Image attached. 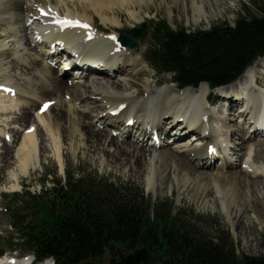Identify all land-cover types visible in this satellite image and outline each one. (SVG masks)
Masks as SVG:
<instances>
[{
	"label": "bare ground",
	"instance_id": "1",
	"mask_svg": "<svg viewBox=\"0 0 264 264\" xmlns=\"http://www.w3.org/2000/svg\"><path fill=\"white\" fill-rule=\"evenodd\" d=\"M34 1L36 6L28 7L25 0H13L8 6L18 12L17 16L0 13V26L3 22L18 20L15 22L17 26L13 23L4 29L0 27V113L13 111V106H21L24 102L30 103V108L22 105V113L17 115L22 122H31L30 126H25L34 132L24 135L15 155L18 173L14 176V187L18 186L20 177L29 178L39 168L35 163L39 165L40 158L36 156L38 145L39 150L41 146L37 141V130L34 131L39 123L42 127L40 132L43 128L49 133L55 131L71 150L88 152L102 168H112L117 173L122 171L125 175L147 180L148 191L162 193L168 184H175L171 188L189 196L193 202L211 208L222 204L223 213L233 226L243 223L240 205L245 199L243 204H251L256 219L264 223V211L257 197L264 187V173L256 172L247 164L244 169L230 170L227 175V169H234L230 153L228 156L224 152L218 154L217 161H214V152L227 145L228 138L234 142L235 146L230 145V150L235 152L236 147L246 149L247 140L262 131V127H258L254 121L262 118L264 124V57L244 73L236 89L221 91L220 95L226 99H205L207 84L178 90L170 77L150 78L149 72L141 66L142 62L145 63L141 50L121 45L117 30L127 21L121 10L128 7L147 12L139 8V0H87L80 7L73 5L72 10H68V16L62 18L56 16L49 0L45 5L43 0ZM180 1L189 7V15L195 26L203 22L212 7V15L219 12L220 3L217 0H171L173 12L174 5ZM33 8L39 14L33 12ZM92 10L101 16L103 26L90 15ZM36 21L42 22L43 26L40 27ZM29 29L32 31L30 37L27 33ZM25 39L29 50L32 48L35 52H26ZM53 44L55 47L51 49ZM66 55L70 57L54 72L50 61ZM72 59L74 65L81 69L74 72L67 69L73 65ZM13 61L17 63L16 66H23L24 71H32L30 74L34 79L25 76L24 71L18 72L19 68L14 69L15 64L11 66ZM91 69L94 74L90 75L93 79L89 80ZM62 70H65L63 75L60 74ZM117 73H120V78ZM253 74L259 79L263 88L261 92L248 90L251 86L249 77ZM143 77L152 81L148 83L153 88L139 86L138 81ZM47 78H51L48 84ZM132 83L139 89L130 92L134 86ZM238 89L243 90L242 95L237 92ZM49 96L51 99L47 98ZM227 98L233 99H229L228 103ZM240 99L243 104L245 100L248 101L244 106H239ZM219 100L223 102L229 118L218 115L215 110H207L208 105H205L208 101L217 103ZM38 103L41 104L40 113L36 114V120H32V109ZM44 105H48L47 110H43ZM251 109L250 120L245 122ZM90 112L99 113V118L96 114L89 120ZM98 124L101 126L98 127ZM191 131H195V134L179 141ZM222 131L226 137L220 140ZM131 135L133 140L120 141ZM172 141H176L172 148L164 147ZM260 143L263 144L264 140H257L254 144ZM57 150L60 148L57 147ZM13 154L12 146L4 142L0 159L5 167L10 166ZM193 159L197 160L196 164ZM260 160L264 161V156ZM211 168L215 171H210ZM245 191L251 197L247 198L246 193L245 198L242 197ZM237 219L238 224L235 222ZM247 244L250 246L251 242Z\"/></svg>",
	"mask_w": 264,
	"mask_h": 264
},
{
	"label": "trees",
	"instance_id": "2",
	"mask_svg": "<svg viewBox=\"0 0 264 264\" xmlns=\"http://www.w3.org/2000/svg\"><path fill=\"white\" fill-rule=\"evenodd\" d=\"M253 9L261 18L244 8L245 17L208 29L152 21L145 61L157 75H171L181 89L205 83L215 93L264 56V0ZM80 174H67L63 184L47 173L44 184L51 182L52 188L12 194L13 201L3 208L12 232L4 236L0 258L18 252L33 256L36 264L49 259L89 264L124 246L127 252L149 249L159 255L157 264H264V256L241 255L228 232H216L215 239L200 237L192 218L176 213L168 200L155 203L139 188L94 172Z\"/></svg>",
	"mask_w": 264,
	"mask_h": 264
},
{
	"label": "rangeland",
	"instance_id": "3",
	"mask_svg": "<svg viewBox=\"0 0 264 264\" xmlns=\"http://www.w3.org/2000/svg\"><path fill=\"white\" fill-rule=\"evenodd\" d=\"M12 1L13 0H0V10H1L0 13L7 12L8 14L10 13L13 14V16H17L18 12L14 9L12 10V7L8 6ZM86 1L87 0H49V2L52 5V8H54L55 10L56 16L61 17V18L68 16L69 14L68 10L71 11L72 8L74 7L73 5H79L80 7ZM217 1L220 3V7L218 9L219 12L217 14L215 13L212 15L211 12H214V9L212 7L207 17L204 16L203 22L195 26L192 22L191 16L189 15L190 9L184 1L177 2L174 5L175 12H173L170 8L171 0H139L138 1V4L140 5L139 8L141 7L142 10L143 9L147 10V12L140 11L139 9L135 11L128 7L123 8L121 12L125 15V20L129 22L127 23V21H124L122 23L123 26L117 30V33L120 34L121 30L123 29H126V30H131V29H136V28L138 29V28H141L142 24H145L147 33L144 35L143 39L139 40V43L137 47L135 48V49L139 48L141 50L142 56L144 59L145 47L150 43V40H151L152 21L166 20L173 27L186 26L190 29H197V28L208 29L212 24H215V23H222L225 21L229 23H233L238 17H245L246 12L243 10L244 8H246L247 11L251 13L252 15H254L255 17L261 18L260 11L257 9H253L254 3L256 1L259 2V0H217ZM25 3L28 7L33 6V5L36 6V4H34L35 3L34 0L33 1L25 0ZM46 3H47V0H43V4L45 5ZM6 6L8 7V9ZM33 12H36L37 14H39V12L35 10V8H33ZM40 14L43 15V13H40ZM90 15H93L96 19V22L100 23L103 26L102 24L103 21H102L101 16H98L95 13V11H93V13H90ZM24 19H27V18H24ZM74 20H78V19H74ZM138 20H139V23H137ZM11 22L10 21H8L7 23L3 22L1 23L0 27L4 29L13 23H14V26H17L16 25L17 23L15 22H18V20L15 18ZM36 22H39V21H36ZM39 25L41 27L43 26V23L39 22ZM88 29L90 30V27ZM31 32L32 31L30 29L27 30L29 37L31 36ZM22 34H19V35H22V38H23L24 33ZM23 43H24V47L27 49L26 52H32V53L35 52V51H32V48L31 50H29L30 47L26 45L27 44L26 39L23 41ZM40 52H41V45H39V49H38L39 55H40ZM10 56L12 59L13 56L12 55ZM66 59L67 57H63L60 60L56 61V63L53 65V71L57 72L60 64L64 62ZM259 60L260 59H258L257 61ZM145 63L142 62L141 66L143 69L149 72L150 78L151 77H154L156 79H167L168 77L172 78L171 75H166V76L157 75L148 66V64L147 63L145 64ZM14 64L15 66L17 65L15 61L11 62L12 67H14ZM16 68H19L18 72L20 71L23 72L25 70L23 66L21 67V65L14 67V69ZM77 69H81V68L75 67L72 71H75ZM92 70L93 69L89 71V77L90 75L94 74V71ZM262 71L264 72V69H262ZM23 73L27 74L25 76L30 77L31 79H34L33 75L30 74L32 73V71L30 70L24 71ZM117 74H118L117 77L120 78V73H117ZM76 76H79V75L76 74ZM113 76H116V75H113ZM50 79L47 78V84L51 81ZM91 79H93L92 76L89 78V80ZM137 79L138 77L134 79V82ZM65 80L67 81V79ZM125 81L127 82V80ZM148 82L151 83L152 81L145 77L141 78L138 81L140 87L152 86ZM238 83H240V79L237 81V84ZM232 84L225 85V86H227V88L229 89L234 88V87H235L234 89H236V84H233V85ZM68 85L70 86L69 83ZM133 85L134 86L131 87L133 89L129 90L130 92L136 91L137 88L139 89V87L135 83ZM227 88H222V89H227ZM251 88L249 87L248 90H251V91L256 90L253 84L251 85ZM222 89H220V91ZM241 90L242 89H238L237 92L241 94ZM221 97L222 96L220 94H217V91H216V93L212 96L211 99L218 100V98H221ZM47 98L51 99V96ZM47 98L45 97V99ZM222 98L226 99L225 97H222ZM227 99H228L227 102L229 103L230 98H227ZM242 99H240L239 101V106H244L245 103H247L248 101L244 99L245 101L243 104V102L241 101ZM7 104H10V103L7 102ZM29 104L30 103H27V102L22 103L23 106L30 108ZM223 105L224 104L222 101L217 102L214 104L213 107H211V111L215 110V112L218 115L223 114L224 117L229 118L227 110L226 108H224ZM21 106H13V111H10L8 113H0V158L2 157V152L4 151V142L12 146V150L14 153L13 154L14 158L11 160V164L8 167H5V163L4 164L3 162L1 163V159H0V235H2L0 236L1 237L0 245L1 244L3 245L4 243H6V241L4 240L5 239L4 236L12 232L11 228L9 227V219L8 217H6V215L4 214L2 210L4 206L6 205V203H8L9 201H13V199H11L12 194L16 192L24 193L26 192V190H29L31 193H40L44 186H46L47 188H52L54 185L51 182H47L46 184H44V181L47 179V176H46L47 173L51 174V176H48V179L51 180L52 177H57V179H60L64 184L67 174H69V176L73 174L83 175L80 173L83 171H87V172L97 173L101 177H104L109 180L111 179L117 183H120V185H130L133 188H139L143 191L144 196L152 200V202L154 201L155 203H157V202L168 200L171 203V205L173 204V206H175L176 213L180 211L182 216H183V213L184 215H186L183 218H187V219L192 218L191 220L194 221L197 231L201 235L200 237L207 236V237L215 239L216 232L225 231L226 233L228 232L229 235H231V238L234 241V243H237L239 247V253L241 255H245V256L253 257V258H259V257L264 256V223H261L260 220L256 219L257 216L254 213L251 207V204L248 206H245V204H243L245 199H242L243 201L240 205L241 211H243V217H242L243 223H241V226H238V225L233 226L230 220L223 213L222 204H219L218 206H214V208H211L209 206H205V204L193 202L191 201L189 196L181 194L179 190H173L171 187L172 185L173 187H175V184H168L166 186V189L162 193H156L153 190L148 191L146 190L147 180L145 179L140 180L139 178L132 177L131 175H128V174L125 175L124 172L122 171L117 173L116 171H113L112 168H108V167L102 168L100 164L98 163V161H96V159H94L92 155L89 154L88 152L86 153L84 151H79L77 153L76 151L71 150L70 146L67 143H65L62 140L61 136L58 135L55 131L49 133L47 132L45 128H43L42 132H40V128L42 127L39 126V123H37V127H35L34 129L35 132L37 130L36 132L37 141L39 142L41 146L39 150V145H38V155L36 156L37 159L40 158L39 165L35 163V165L39 166V168L36 169L34 174H32L29 178L20 177V180H19L20 185L18 183V186L14 187L15 185V183L13 184V181H15L14 176L18 173V160L16 159L15 155L20 149L21 141L24 135L28 132H33L32 130H30V127L26 128V126L28 127L31 125V122L24 123L19 119L20 116L17 115L20 112L22 113L20 109ZM40 106L41 104L38 103L32 109V112H31L32 120H36V114L40 113L39 111ZM17 109L19 110L17 111ZM90 113H88V115ZM55 114H57V112H55ZM96 114L98 115L97 118H99V113H91V115H89V120H92V116ZM249 117L250 115L248 114V116L245 118V122L249 120ZM242 121L244 122V119H242ZM232 123H235V122H232ZM34 125L36 126V124ZM97 126L100 127L101 125L98 124ZM116 131H115V134H116ZM40 133L41 134L43 133V135H41ZM224 137H226V134H224V131H222V135L219 136V139L221 140ZM131 140H133L132 135L131 137L130 136L127 137V139H124V140L120 139V141H123V142H129ZM257 140H264V133L258 134L255 137L254 135H252L251 139L247 140L248 147H246V149L245 148L240 149L236 147L235 152L234 150H230V145L235 146L234 142L231 141L230 138L227 139V145L222 146L221 144L222 147H220V150L215 153L220 154L222 150L226 149V151H229L230 153L229 158L234 163V169H227L226 170L227 173L226 172H222V173H226L227 175H229L230 170L239 171V169H244L243 167L247 164H249L252 168H254L256 172L264 173V161L260 160V158L264 156V143L255 145L254 143H256ZM175 144H176V141H172L168 143L167 145H165L164 147L172 148L173 145ZM204 144L206 143L204 142ZM162 146L163 145H161V147ZM57 147L60 148V150H57ZM192 161L195 164L197 162L196 159H193ZM214 161H216L215 158H214ZM214 163L216 164V162ZM210 171H215V170L211 168ZM245 193L247 194V192L245 191L244 196H242L244 198H245ZM261 195H262V199H261ZM246 197L247 198L251 197V194L250 195L247 194ZM257 197L258 199L260 198L259 199L260 204L262 205L261 208H263V211H264V187L260 189V193L257 195ZM235 222L236 224H238V219L235 220ZM214 224L216 227L214 226ZM247 241L251 242L250 246L247 244L248 243ZM113 248L114 250L106 252L102 259H100L99 261H91L89 262V264H111L110 262L112 259L114 258L118 259V255L120 253L125 254L124 252H127L124 246L122 247L114 246ZM6 255L8 257L9 256H13V257L20 256L18 252H14V253L7 252ZM22 259H23L22 261L24 264H31L33 261L32 256H27ZM45 264H52V263L46 262Z\"/></svg>",
	"mask_w": 264,
	"mask_h": 264
},
{
	"label": "water",
	"instance_id": "4",
	"mask_svg": "<svg viewBox=\"0 0 264 264\" xmlns=\"http://www.w3.org/2000/svg\"><path fill=\"white\" fill-rule=\"evenodd\" d=\"M130 36H126L125 34ZM146 33V25L143 24L141 29L122 30L120 34V41L129 48H135L138 45V40H141ZM134 37L135 39H133ZM159 257L152 254L149 250L143 248L135 252L122 256L118 264H154Z\"/></svg>",
	"mask_w": 264,
	"mask_h": 264
},
{
	"label": "snow or ice",
	"instance_id": "5",
	"mask_svg": "<svg viewBox=\"0 0 264 264\" xmlns=\"http://www.w3.org/2000/svg\"><path fill=\"white\" fill-rule=\"evenodd\" d=\"M67 23H76V24H78L79 22L78 21H76V22L67 21ZM45 107H47V105Z\"/></svg>",
	"mask_w": 264,
	"mask_h": 264
},
{
	"label": "flooded vegetation",
	"instance_id": "6",
	"mask_svg": "<svg viewBox=\"0 0 264 264\" xmlns=\"http://www.w3.org/2000/svg\"><path fill=\"white\" fill-rule=\"evenodd\" d=\"M121 255V253L119 254V256ZM119 256H118V260H119ZM116 258L112 259V260H115Z\"/></svg>",
	"mask_w": 264,
	"mask_h": 264
}]
</instances>
